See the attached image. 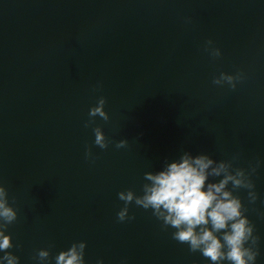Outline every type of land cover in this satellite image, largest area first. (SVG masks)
Listing matches in <instances>:
<instances>
[{
  "label": "water",
  "instance_id": "1",
  "mask_svg": "<svg viewBox=\"0 0 264 264\" xmlns=\"http://www.w3.org/2000/svg\"><path fill=\"white\" fill-rule=\"evenodd\" d=\"M209 39L221 58L204 51ZM238 71L235 91L212 83ZM100 96L111 119L93 127L107 150L84 127ZM186 151L260 161L256 204L235 194L264 264V0H0V182L19 215L6 234L20 264L81 241L86 264H211L150 210L117 219L119 192L142 194L146 172Z\"/></svg>",
  "mask_w": 264,
  "mask_h": 264
},
{
  "label": "clouds",
  "instance_id": "2",
  "mask_svg": "<svg viewBox=\"0 0 264 264\" xmlns=\"http://www.w3.org/2000/svg\"><path fill=\"white\" fill-rule=\"evenodd\" d=\"M186 23H191L186 19ZM204 51L213 59H219L222 52L215 47L211 39L205 42ZM246 79L243 72L236 74L221 72L213 78L212 83L218 87L228 86L235 91L239 83ZM102 85H97L94 91H99ZM107 98L100 96L95 106L89 110V120L84 127H91L94 133V145L107 150L113 143L105 134L102 126H95L96 118L110 121L105 110ZM117 149L128 147V140L115 143ZM86 159L95 162L92 147L85 153ZM239 154L230 160L216 161L208 154L193 155L183 152L175 161L165 160L162 170L146 172L142 186V194L138 195L129 189L118 193L119 200L124 202L123 208L117 213L119 222H130L136 219L129 215L134 204L152 215L162 223L163 230L174 229L172 239L180 244L188 245L192 253H201L211 264H256L260 255V237L256 235L253 222L246 215L240 196L235 193L244 189L247 191L249 204H256L259 199L253 176L260 167V161L250 163L248 168L237 167ZM219 178V179H217ZM215 181V182H212ZM231 185V188L229 187ZM19 215L10 204L8 189L0 182V264H20V258L10 250L15 247L13 237L8 233L10 225L18 221ZM86 242H74L54 258L50 250L41 249L34 259L39 264H86ZM97 264H104L98 260ZM121 264H127L124 260Z\"/></svg>",
  "mask_w": 264,
  "mask_h": 264
}]
</instances>
